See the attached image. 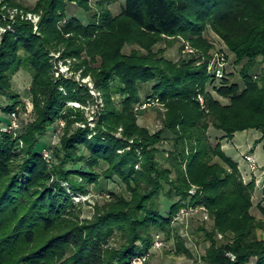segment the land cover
Here are the masks:
<instances>
[{"label": "trees", "instance_id": "trees-1", "mask_svg": "<svg viewBox=\"0 0 264 264\" xmlns=\"http://www.w3.org/2000/svg\"><path fill=\"white\" fill-rule=\"evenodd\" d=\"M6 1L40 21L38 32L20 17L10 22L0 4V27L12 26L0 46V98L10 100L4 111L12 117L25 108L12 83L25 69L35 114L16 130L0 117L8 123L0 125V264H131L150 253L160 234L175 241L177 256L193 259L175 221L183 209L210 213L213 228L202 229L211 242L206 263L264 264L257 234L264 225L252 215L256 181L245 183L222 148L223 140L250 130L262 135L256 144L264 140V72L254 74L264 64V0H125L119 15L110 9L117 0H39L31 9ZM71 5L85 12L86 23L69 15ZM210 30L243 65L244 89L225 73L218 79L207 61L198 64L213 48ZM182 39L196 53L167 59L166 50ZM126 46L136 48L126 54ZM60 60L91 74L103 93L94 129L75 126L83 118L69 103L86 105L92 96L87 86L55 77ZM217 82L225 104L209 91ZM155 99L166 112L152 133L139 118L157 107H138ZM61 121L60 143L43 142ZM212 130L223 136L213 141ZM116 178L128 197L112 193L83 218L73 195ZM218 234L227 242H218Z\"/></svg>", "mask_w": 264, "mask_h": 264}, {"label": "rangeland", "instance_id": "rangeland-1", "mask_svg": "<svg viewBox=\"0 0 264 264\" xmlns=\"http://www.w3.org/2000/svg\"><path fill=\"white\" fill-rule=\"evenodd\" d=\"M98 0H92V4ZM125 0H117L115 3L110 5V9L114 15H119L122 12V7L124 6ZM4 3L3 11H6L4 14L6 17L5 19H9L10 22H15L18 17L21 20L29 21L27 15L32 13L31 11H25L23 9H19L17 7H10L7 1L0 2ZM26 8H34L36 5L30 4L29 2L24 3ZM18 10V12H16ZM69 15H73L78 17L82 22L86 23L88 20L87 15L85 12L75 5H71L69 9ZM22 12V13H21ZM40 17V15L32 13ZM4 19V20H5ZM10 24V23H9ZM7 27L1 26L0 29V39L2 40L3 34H5L8 30H12V26L9 25ZM39 24V23H38ZM34 26V24H33ZM39 29V27H38ZM35 30V29H34ZM35 32H38V30ZM206 38L208 42L213 45L212 50L209 52L207 57H203L202 61L198 64H202L204 62H208L209 66L211 64H221L225 67V74L231 78L233 83H238L242 89L245 88L243 79L240 75V71L243 65H238L236 63V57L230 52L227 45L224 41L213 31H208L206 33ZM1 45V44H0ZM165 47V44H160L157 48ZM136 47L126 46L124 52L129 54L133 49ZM196 53V49L192 46V44L188 40L182 39L180 42H177L173 47H170L166 50L165 56L167 59L171 61H178L181 58L193 55ZM52 56L54 58H59L60 54L53 53ZM99 66V63L96 64ZM264 72V64L260 63L254 69V74L259 76ZM213 74V73H212ZM60 75H63L65 78L72 79L79 83L80 85L87 86L92 99H90L86 105L81 104L79 102L76 103H69L68 106L74 108L75 113L81 114L83 120L78 121L76 123V127L78 128H87L90 127L94 129L96 127V122L98 119L99 114L101 111H104V98L103 93L100 90H96L94 78L92 75L83 76L82 70L76 71L73 69V64L71 60L65 62L64 60H60L58 62L57 67L55 68V77L58 78ZM13 89L20 97V103L25 104V108L22 106H18V124L20 128H23L30 124L35 119L34 114V106L30 94V89L32 85V74L29 70L21 69L19 70L15 76L13 77ZM220 82H217L215 85L209 86V91L215 96L216 98L222 100L225 104L227 101L221 99L216 93L215 88L219 87ZM151 87H146L145 91H150ZM202 97H204L202 95ZM10 103L9 98H0V117H5L8 121H11L13 118L10 117L7 113H5L4 108ZM139 109V108H138ZM166 112V106L157 107V110H150L144 115L139 118V125L149 129L152 133L159 131L162 128V120L164 114ZM8 116H7V115ZM75 117V116H74ZM13 121V120H12ZM8 123L1 122V126H6ZM19 128V129H20ZM256 131L249 132L250 134H255ZM260 134V132H259ZM118 137L122 136V129H119L117 134ZM245 138H248V133L244 134ZM243 138V136H242ZM59 139H55L53 133L49 131L43 142L49 143L51 146L58 145ZM258 144L255 146V151L259 153V164H264V142L261 145L260 152H258L257 147ZM49 146V145H48ZM46 146V147H48ZM163 145V147H165ZM167 148V146H166ZM257 149V150H256ZM229 151H232L230 149ZM233 152H231L232 154ZM52 155V153H50ZM235 155V154H234ZM165 155H161L160 160L164 162ZM246 159V158H245ZM215 161H220L218 158ZM260 171L254 176V179L245 182L250 183L251 181H256V190L253 196V203L254 207L252 209V215L256 218V220L264 225V168L257 167ZM112 193L126 196L128 197V192L125 186L119 181V179H115L113 182H107L105 180H101L98 186L91 187L89 193L83 195H73L75 203L82 205L84 215L83 218H92L94 215V210L96 206H101L107 201H110L112 198ZM177 226L180 227V233L182 234L186 247L193 253V259L188 258L187 256H177L175 254V241L167 240L164 234H160L161 239L163 240V247L161 249H157L153 247L150 251V258L147 264H208L203 260V255L205 254L206 250L211 245L210 241H207L205 232L202 229L211 231L212 230V218L209 212H205L203 210H194L188 211L187 215L185 216L183 222L177 221ZM258 237L264 239V229L258 230L257 232ZM157 237V236H156ZM216 240L220 243L227 242L222 234H218ZM233 260V259H232ZM254 264V262L252 263Z\"/></svg>", "mask_w": 264, "mask_h": 264}, {"label": "crops", "instance_id": "crops-1", "mask_svg": "<svg viewBox=\"0 0 264 264\" xmlns=\"http://www.w3.org/2000/svg\"><path fill=\"white\" fill-rule=\"evenodd\" d=\"M19 1H23L24 3L29 2L30 4L36 5L39 0H19ZM252 131H255V130L237 133L232 140L225 139L222 141L223 151L226 153V155H228L238 164L245 182H248L254 179L253 175H256L258 172H260L258 169L253 171L251 169V166L245 159L247 155H252L255 158L257 164H259V161H258L259 153L258 154L256 153L255 146H256V142L259 139H261L262 135L259 134L258 131H256L255 134H250L249 132L252 133ZM245 133H248V138L244 137ZM212 136H214L213 141H215L217 137L220 138L223 136V134L221 132L212 130ZM263 142L264 140L261 141V143L257 145L256 148L259 149L258 152L262 150L260 149V147L263 144ZM230 149H232V151H229ZM231 152L233 153L231 154ZM260 164L261 165H258V167L264 168V164L261 162Z\"/></svg>", "mask_w": 264, "mask_h": 264}, {"label": "built area", "instance_id": "built-area-1", "mask_svg": "<svg viewBox=\"0 0 264 264\" xmlns=\"http://www.w3.org/2000/svg\"><path fill=\"white\" fill-rule=\"evenodd\" d=\"M3 1H6V0H0V2H3ZM16 12H18V10H16ZM27 18L33 22L34 29L37 31L38 30V23L40 21V17L30 13L27 15ZM0 29H1V27H0ZM0 44H1V39H0ZM209 70L211 73L215 74L218 79H222L224 77V73H225L224 65L211 64L209 66ZM199 101L201 102V104H204L205 100L202 96H199ZM152 107H163V104H161V102L158 99H155V100L148 101L147 103H143V104L139 105L138 108L140 110H146V109L152 108ZM12 118H13L12 119L13 121H12L11 126L9 128L12 130H16L19 127L17 113H13ZM64 127H65V122L61 121L60 122V128L53 135L55 139H58V137L61 133V130ZM45 158L46 159L50 158L49 152H45ZM245 158H246V161L251 166V169L253 171L257 170L258 166H257V162H256L255 158L252 155H247ZM195 210H199V209H195ZM200 210L205 211V209H200ZM188 211H194V209H188V210L183 209V210H181V212L177 215V217L175 219L176 223H177V221H180L182 223L185 216L187 215ZM163 244L164 243H163V240L161 239V236L157 235L154 247L157 249H161L163 247ZM149 258H150V253H148L146 255L138 256V257L134 258V260L131 262V264H147ZM232 259L234 260L235 257L232 256Z\"/></svg>", "mask_w": 264, "mask_h": 264}]
</instances>
